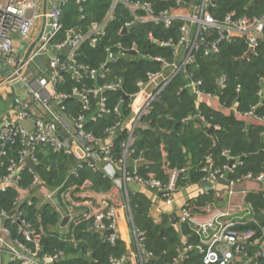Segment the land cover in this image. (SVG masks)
I'll return each instance as SVG.
<instances>
[{
  "label": "trees",
  "instance_id": "1",
  "mask_svg": "<svg viewBox=\"0 0 264 264\" xmlns=\"http://www.w3.org/2000/svg\"><path fill=\"white\" fill-rule=\"evenodd\" d=\"M142 1L152 5L159 14L177 7L176 0H131ZM187 3H200L201 0H185ZM209 11L219 20L235 12L237 17H261L264 15V0H209ZM114 0H87L82 6L85 9V19L81 20L80 5L70 0L62 5V30L56 36L55 42H64L67 32L72 29L87 32L94 23H103L109 14ZM145 17L143 10L135 13ZM135 20V15L124 2H119L113 17L106 27V34L96 45L84 43L77 52L75 62L77 67L99 69L108 59V49L117 56V60L108 66L109 72L105 79H90L85 72L81 81L73 78L72 73L64 74V83L57 86V91L65 95L73 94L76 88L95 87L105 83H116L121 80L123 91L134 96L139 92V82H146L148 73L163 70V65L155 61L162 58L167 63L176 62L174 50L160 46L163 42L177 44L180 39L182 21H175L170 27L151 21H143L128 25ZM126 30V31H125ZM208 42L218 38L216 32L206 34ZM119 45L129 50L135 45L138 55L121 54ZM219 52L205 54L206 46L202 45L196 52V62L187 65V73L176 76L161 92L159 100L153 103L152 109L143 119L147 128H138L135 132V143L130 161L147 160L150 164L137 168L142 176L154 173L163 182L168 176L162 168L166 159L171 169L185 170L179 179V187L190 184H200L206 177L201 171L211 157L215 167L221 171L229 165V156L239 159L240 165L230 173L231 179H238L252 174L257 177L264 173V124L253 122L248 124L245 114L253 112L256 119L264 116V42L260 41L255 54L244 59L249 51L244 39L232 42L223 41L218 45ZM82 71V70H81ZM226 79L225 88L219 82ZM190 81L201 82L200 90L205 94H212L219 98L223 109H216L205 102L198 104L192 89L187 88ZM109 114L86 124V131L97 138L104 139L106 131L115 126L120 120L131 116L130 104L132 99L125 100L121 92L110 90L106 92ZM122 102L120 114L114 109ZM66 112L71 118L80 115H90L98 108L96 98H91V111L83 109V103L76 99L64 103ZM235 108V112L231 109ZM241 115V116H240ZM127 137L126 131H119L113 141V155L120 160L123 155L122 142ZM22 150L19 144L8 147L7 155L0 157V185L9 175L11 161H18ZM39 163L31 173L28 168L21 172V180L17 186H0V213L9 215L20 204V191L30 192L32 204L22 205L21 219L25 220L30 229L40 233L39 255H53L59 252L65 254L63 260L55 264H111L113 258L127 255L125 243L118 239L114 244L106 240L108 233L102 234L90 230L93 221H82L79 224L69 223L67 228L61 227L63 213L57 205L43 202L37 195L36 189H31L38 176L45 182L47 188L57 192L60 207H63L61 194L75 187L74 193L89 190L94 193H109L113 183L84 166L78 176H72L71 171L76 166L72 156L55 152L47 148L39 152ZM90 183L83 189L85 183ZM215 192L198 198L199 208L217 203ZM247 202L253 208L254 220L244 221L235 226L241 233L259 232L264 226V195L250 194ZM129 205L132 210L135 227L144 234L143 252L152 255L146 264H173L179 258L184 236L194 246L199 245L201 237L188 223H182L178 230L171 223L169 216H165L161 223L150 217L153 205L151 199L142 192L129 191ZM6 227L11 232V239L17 240L28 248H35L34 243L27 241L20 232V226L6 219ZM75 239V241H73ZM256 240V239H254ZM264 241L246 247V253L251 258L263 251ZM90 256L93 261L85 260ZM155 259V260H154ZM203 255L197 251H190L182 264H202ZM259 264H264V258H257ZM0 264H24L18 259L11 258ZM130 264V263H128Z\"/></svg>",
  "mask_w": 264,
  "mask_h": 264
},
{
  "label": "built area",
  "instance_id": "2",
  "mask_svg": "<svg viewBox=\"0 0 264 264\" xmlns=\"http://www.w3.org/2000/svg\"><path fill=\"white\" fill-rule=\"evenodd\" d=\"M70 0H61V2L49 13H39L37 10V0H0V87L22 84L28 91L33 101L40 105L45 113L42 116L36 115L31 105L21 98L14 99V113L11 118L4 122V127L0 129V157L7 155V148L19 144L22 150L19 153L18 161L12 160L8 169L9 175L2 181L1 187L9 185L17 186L21 180V172L28 168L31 173L33 169L27 166L26 160L29 158L36 166L39 163L38 154L40 151L50 148L55 152L72 156L76 160V166L71 171V175L77 177L79 171L88 166L94 172L101 173L103 177L113 183V189L120 193L121 200L116 198L98 200L94 195L87 193L88 190H82L74 193L75 187L68 189L61 194V199L68 205L65 215L70 217L69 223L79 224L82 221H93L90 230L102 234L108 233L106 240L114 244L118 239V225L122 212L129 214L132 210L129 205V185L138 184L150 191H156L161 196V201L167 207L174 205L175 196L179 190V179L185 170L171 169L168 160L162 162V168L168 176L167 182L158 179L154 173L148 176H142L137 172L135 166L138 161L133 163L130 156L135 152L133 145L135 143V132L143 119L152 109L153 103L159 100V96L164 88L179 74L187 73V65L196 62V52L204 45L205 54L219 52L218 45L223 42H232L236 39H244L250 49L256 53L261 40L258 35L264 38V15L261 17H237L235 12L228 14L223 20L216 18L210 11V1L201 0L200 4L187 3L185 0H176L177 7L171 10L163 11L157 14L152 5L147 2L131 0H114L113 6L103 23H94L87 32L72 29L67 32V38L64 42H55L56 36L62 30V5ZM80 5L81 20L85 19V9L82 6L87 0H73ZM168 1V0H162ZM124 2L126 6L135 15V20L128 26L143 21H151L157 24L163 23L170 27L175 21H182L180 27V39L177 44L172 42L160 43V46H166L174 50L177 58L176 62L169 64L162 58H155L156 62L163 65V70L156 73H148L146 82H139V92L130 96L132 102L130 108L131 116L126 120H120L115 126L109 128L107 136L97 138L93 133L86 131V124L89 121L98 119L109 114L107 108L106 92L123 88L121 80L116 83H105L95 87L76 88L71 95H65L57 91V86L64 83V74L70 72L73 78L81 81L84 77L82 72L92 80L105 79L109 72V64L117 60L118 56L108 49V59L99 69H89L88 67H77L75 57L80 47L90 42L96 45L99 39L106 34V27L113 17L116 5ZM188 8V14H178L177 10ZM143 10L145 17H139L135 13ZM45 18L48 20L47 29L39 37L38 41L32 46L29 44L34 25L37 20ZM216 32L218 38L214 42H208L206 34ZM25 43L22 51L18 52L16 42ZM69 46V52L66 57L61 55L65 46ZM210 45L211 48H208ZM121 54H127L128 51H137L136 46L129 50L123 49L119 45ZM254 53V54H255ZM47 54L50 62L42 74L34 76L27 74V67L40 55ZM167 69H172L171 74L163 78ZM82 70V71H81ZM64 74H61V72ZM158 83L154 93L141 105L138 110L134 109L133 100L138 98L142 92L152 84ZM220 87L225 88L226 79L220 80ZM201 82L190 81L187 88L192 89L197 95H207L199 88ZM121 92V91H119ZM123 95V94H122ZM100 96V100L98 97ZM79 97V99H77ZM91 98H96L98 108L90 115H80L77 118H71L66 112L64 103L70 99H76L83 103V109L86 112L91 111ZM125 101V99H124ZM122 102L115 107L114 112L120 114L122 111ZM67 114V117L65 116ZM248 117H255L253 112L245 114ZM32 120L34 129L29 131L20 125V122ZM264 124V116L257 119ZM72 121V124L71 122ZM126 131L127 137L122 142L123 155L117 160L113 155V141L119 131ZM60 137H63L61 141ZM264 137V134H263ZM229 159V165L221 171L215 167L211 157L207 158L206 164L201 169L206 174L203 183L211 185L217 198L227 193L234 196L237 187L245 181H255L262 186L261 192L264 195V173L254 177L252 174L238 179H231L230 173L240 165L239 159L229 156V152L224 153ZM234 161L232 167L230 162ZM222 180H226L228 188L226 191L217 190L216 186ZM90 183H85L83 189H86ZM31 189L46 191V202L55 204L54 199L58 198L57 192L50 191L45 182L38 176L35 177ZM32 197H29L27 203L32 204ZM98 201V203H96ZM24 203V201H20ZM25 204V203H24ZM193 206L188 203L183 208V223H188L194 227L196 233L201 237L199 245H192L186 241L182 245V250L178 259L173 264H182L190 251H197L203 255L202 264H259L257 258H264L263 251L257 254L256 258H251L246 253L248 245L259 244L264 241V226L259 232L249 231L241 233L235 229L237 225L234 221L225 219L227 214H218L206 223L196 222L193 215ZM63 213V212H62ZM22 213L17 212L10 216L4 212L0 217L10 219L12 223L20 226V232L27 241L34 243L35 248H28L17 240L11 239V232L7 227L3 228V233L7 237L0 235V263H3V257L9 254L11 258L18 259L24 264H55L63 260L66 256L63 252L53 255L40 256L39 238L40 233L30 229L25 220L21 219ZM133 219V218H132ZM134 234L138 247V252L133 255L140 264H146L152 255H146L143 252L144 234L134 227ZM256 239V240H254ZM75 241V239H73ZM10 247L11 250H8ZM29 255L30 257H27ZM237 258L240 260L238 261ZM131 264L130 256L113 258L111 264Z\"/></svg>",
  "mask_w": 264,
  "mask_h": 264
},
{
  "label": "crops",
  "instance_id": "3",
  "mask_svg": "<svg viewBox=\"0 0 264 264\" xmlns=\"http://www.w3.org/2000/svg\"><path fill=\"white\" fill-rule=\"evenodd\" d=\"M37 10L39 13H49L51 12L60 2L61 0H37ZM197 3V2H194ZM200 4V3H197ZM176 13L178 14H188L189 9L183 8L180 10H177ZM48 20L45 18H41L36 21L33 31H32V37L29 42L30 45H34L41 34L44 32L45 29H47ZM22 43L19 41L16 42V46L18 48V52L22 51L23 48H21ZM1 64V59H0ZM172 72V69H167L164 74L163 78L159 80L161 82L164 78L168 77ZM15 85L6 87L2 86L0 87V127L4 124V122L11 118L12 114L14 113V99L18 98V96L27 98L26 101L31 105L32 109L36 111L39 108V105L36 104L33 99L29 96L26 97L25 93L21 89H15ZM158 86V83L149 85L142 94L133 100L134 103V109L138 110L141 105L154 93ZM193 91V90H192ZM194 92V91H193ZM195 93V92H194ZM198 104H201L202 102L207 103L208 105L212 106L216 109H223V107L220 104L219 98L209 97L207 95H197ZM20 98V97H19ZM231 111H236L235 108L231 109ZM44 115V114H43ZM241 116V115H240ZM248 124H252L253 122H256L257 119L255 117H248ZM142 160V159H141ZM217 190L226 191L228 188V183L226 180H222L218 183L216 186ZM129 191H132L134 193L136 192H142L146 194L152 201L153 205L150 210V217L154 219L157 223H161L165 216H169L171 219V223L173 225L172 221V215L174 213H177L179 211H182L186 204L190 203L193 208V215L198 223H206L207 221H210L213 219L215 215L218 214H227L225 217L228 221H234L238 224L243 223L244 221H253L254 220V213L253 208L251 205L247 202V197L250 194H260L262 186L259 183H256L255 181H245L244 183L240 184L234 196H231L227 193H225L222 198H217L215 195V198L218 200L217 203L212 205H207L205 207L199 208L197 206L198 198L202 195H207L210 193V191H213L211 189V185L207 183H200V184H190L184 187H180L176 196L174 205L171 207L165 206V204L161 201V196L156 191H150L145 189L144 187L132 183L129 185ZM20 201H26L29 197H31L30 192L22 190L20 191ZM215 192V191H214ZM87 193L92 194L95 196L96 199L102 200V199H111V197L116 198V200L120 201V193L114 189L111 190L109 193H94L92 191H87ZM37 195L41 197L43 202H46L45 195L46 191L44 190H37ZM98 203V201L96 202ZM22 204V203H20ZM19 204V205H20ZM56 204V203H55ZM64 206L60 207V203L57 205V209L61 212H63V216L66 213V209L68 205L64 203ZM18 205V206H19ZM183 213V212H182ZM133 218V214H132ZM131 218V213L129 214L122 212L119 219V225H118V236L119 239L122 240L127 248V256H130L131 264H140L137 259L133 257L138 252V247L136 243V238L134 234V227L133 226V219ZM183 218V217H182ZM182 218L179 219L177 225L175 227L180 230L182 225ZM6 219L3 217H0V235L7 238L5 234L3 233V228L6 227ZM69 224V223H68ZM68 224L65 226L67 228ZM62 227V226H61ZM191 227L194 229V227L191 225ZM63 228V227H62ZM182 243L184 244L188 239L184 236L181 237ZM9 259L11 256L9 254H6ZM5 256V255H4ZM9 259L5 258L3 261L6 262ZM239 261L240 259L237 258Z\"/></svg>",
  "mask_w": 264,
  "mask_h": 264
},
{
  "label": "water",
  "instance_id": "4",
  "mask_svg": "<svg viewBox=\"0 0 264 264\" xmlns=\"http://www.w3.org/2000/svg\"><path fill=\"white\" fill-rule=\"evenodd\" d=\"M125 31H126V30H125ZM258 39L264 42V38H263L261 35H258ZM24 45H25V43H22L21 48H23ZM207 47H208V48H211L210 45H207ZM68 52H69V46L67 45V46H65V47L62 49V51H61V55H62L63 57H66V56L68 55ZM254 53H255V51H254L253 49H250V50L247 52V54L245 55L244 59H248V58H249L252 54H254ZM128 54L138 55V52H137V51H130V52L128 51ZM61 74H64V72L62 71ZM219 85H220V83H219ZM14 88H15V89H21V90L25 93L26 97H29V94H28L27 89H26L22 84H16V85L14 86ZM119 91H121V93L123 94V97H124L125 100H129V99H130V96L127 95V94L123 91V88H119ZM18 97H20V98L23 99V100H26V99H27V98H25V97H21V96H18ZM77 99H79V97H78ZM98 100H100V96L98 97ZM65 116L67 117V114H65ZM70 122H71V124H72V121H70ZM20 125H21L22 127H24L25 129L29 130V131H32V130L34 129V122H33L32 120L24 121V122H20ZM3 127H4V124L1 125L0 129H2ZM139 128H144V129H146V128H147V125H145V124H141V125L139 126ZM60 139H61V141H62V140H63V137H60ZM26 162H27V166H28L30 169H33V170H34V169L36 168V165H35V164H34L29 158L26 160ZM149 164H150V163H149L147 160L142 159V160L138 161V162L136 163L135 166H136L137 168H140V167L147 166V165H149ZM233 164H234V161L232 160V161L230 162V167H232ZM28 200H29V198H28L26 201H24V203H27ZM54 201H55V203H56L57 205L59 204V200H58V198H55ZM24 203L20 204V205L17 207V209H16L13 213L10 214V216H13V215H15L17 212H19V211L21 210V208H22V205H23ZM182 217H183V213H182V211H179V212H177V213H174V214L172 215L173 225H174V226L177 225L179 219H181ZM69 221H70V217H69V216H65V217L62 219L61 226H62V227H65V226L69 223ZM133 226H135V224H134V220H133ZM7 248H8V250H11L10 247H7ZM181 250H182V248H181ZM27 257H30V256L27 255ZM85 260H86V261H89V262H92V261H93V259H92L90 256H86V257H85ZM154 260H155V259H154Z\"/></svg>",
  "mask_w": 264,
  "mask_h": 264
},
{
  "label": "rangeland",
  "instance_id": "5",
  "mask_svg": "<svg viewBox=\"0 0 264 264\" xmlns=\"http://www.w3.org/2000/svg\"><path fill=\"white\" fill-rule=\"evenodd\" d=\"M50 62V57L47 54H42L40 56H38L28 67L26 70L27 74L32 73L34 76H39L42 74V70H45ZM6 87H10V86H6ZM30 96V95H29ZM40 109H37L35 111L36 115L42 116L45 111L44 109L39 105ZM67 216V215H65ZM7 258L9 259V257L7 255H5L3 257V260ZM11 259V258H10Z\"/></svg>",
  "mask_w": 264,
  "mask_h": 264
}]
</instances>
